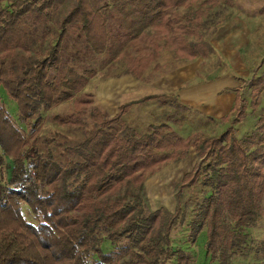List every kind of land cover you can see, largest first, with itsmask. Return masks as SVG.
<instances>
[{"label":"trees","instance_id":"obj_1","mask_svg":"<svg viewBox=\"0 0 264 264\" xmlns=\"http://www.w3.org/2000/svg\"><path fill=\"white\" fill-rule=\"evenodd\" d=\"M58 1L0 0V89L16 103L17 121L26 129L15 123L0 98V264H192L191 255L173 247L170 239L174 227L185 223L190 245L205 235L210 262L232 264V257L245 253L247 230L263 213L264 116L254 130L236 137L233 125L245 116L242 87L223 91L236 93V98L230 113L217 121L229 122L217 136L194 134L184 139L165 123L151 124L148 132L139 133L122 121L129 106L162 102V95L122 105L114 117L99 108L86 113L92 97L80 92L95 75L88 62L111 58L116 43L134 46L139 35L113 31L108 5L95 10L91 0H74L59 23L56 42L36 54V24L51 18ZM193 1L151 0L150 6L140 8L142 16L136 21L128 18L134 29L142 28L147 18L160 31L148 35L147 56L126 57L125 75L139 80L146 68L157 67L161 36L165 47L182 60L213 53L200 37L190 40L203 23L194 28L196 17L182 21L175 13ZM148 10L151 15L146 17ZM259 13L264 14V5ZM68 27L78 35L75 44L80 43L70 54L65 52L70 44L64 41ZM263 67L264 58L249 80L237 79L249 84L252 111L264 94V69L257 75ZM69 100L74 112L50 120L78 128L82 139L68 145L59 160L38 146L42 113ZM178 104L187 108L179 100ZM190 149L196 162L175 188V210L151 211L142 195L146 179L185 159ZM6 159L10 165L4 184ZM197 187L206 195L186 217L183 194ZM105 241L115 246L112 252L102 251Z\"/></svg>","mask_w":264,"mask_h":264},{"label":"rangeland","instance_id":"obj_2","mask_svg":"<svg viewBox=\"0 0 264 264\" xmlns=\"http://www.w3.org/2000/svg\"><path fill=\"white\" fill-rule=\"evenodd\" d=\"M150 1L91 0V5L95 10L104 5L109 6L113 14V18L109 19L113 31L119 29L120 32L128 33L130 36H136L137 34L139 36L135 45L129 47H123L124 41H126L123 36L122 39L124 40H121L124 43L115 44L111 58L102 56L88 62L87 68L93 69L95 75L88 80L80 92L81 95L92 97V104L86 110V113L99 108L106 111L110 117H114L120 106L149 96L148 87L150 84L159 81L161 77L164 78L168 74H173L175 78L182 76L184 79V89L182 91L225 78L228 81L242 85L240 95L245 116L239 123L233 125L236 137L241 139L254 130L259 117L264 116V94L259 99L258 108L252 111L249 84L244 86L237 79L249 80L264 58V14L259 13L264 5V0H195L188 7L176 9L175 13L182 21H185L184 18L186 17H193V19L196 17L197 24L193 25L194 28L200 25L201 22L203 23L200 30H197L195 37H191L190 40L195 42L200 37L201 41L199 42L211 45L214 49L213 53L207 58L198 57L193 60H182L177 53L174 54V51L167 48V46L165 47V40H162L161 36L159 43L162 47L158 52L157 67L149 66L142 73L141 79L137 80L124 74L125 59L127 56H147L148 35L153 36L160 30L157 32L158 26L148 24L147 18L142 28L138 26V29H134V24L128 18L136 21V17L142 16L140 8L144 7L143 5L150 6ZM73 3L74 0H59L51 10V18L49 20L41 18L36 24L37 32L33 47L36 54L44 53L47 51L49 43L53 45L56 42L61 31L58 27L59 23L74 6ZM7 5L3 3L1 6L6 8ZM149 15H151L150 10L145 16L148 17ZM44 26H47L49 32L44 33ZM67 29L64 41L70 46L67 47L65 52L70 54L73 48H80L78 47L80 43L75 44V38L78 35L71 31V27ZM238 43L241 49H238ZM263 69L264 67L259 70L257 75L261 74ZM156 95H162V102L150 101L139 105H131L122 117V121L139 133L148 132V127L151 124L165 123L184 139L194 134L205 137L217 136L229 124V122L218 123L217 121L221 117L204 114L199 109L188 106L182 108L174 95L163 96L161 93ZM0 98L11 118L17 124L18 111L16 103L7 97L3 89L2 91L0 89ZM73 112V102L69 100L42 113L43 124L38 146L40 149L47 148L51 150L59 160H62L61 154L68 145L75 144L82 139L81 130L76 127L57 125L50 118L54 115H70ZM231 117L233 119L234 114ZM211 119L216 120V122ZM84 120L87 121V116L84 117ZM18 125L22 130H26L24 125L19 123ZM6 162L4 163L5 171L2 176L4 184L9 177L7 165H10V163L8 159H6ZM195 162V153L190 149L185 159L167 165L146 179L142 195L151 211L165 208L172 213L175 210V188L184 175L192 170ZM205 195V192L199 187L183 194L182 203H185L188 207L186 217L191 216L195 204L200 202ZM23 211L26 218L33 222L29 211L26 208ZM247 234L249 238L245 253L232 257L231 263L264 264V204L262 217L254 228L247 230ZM170 239L173 247L181 248L191 255L192 264H213L205 252L206 236L200 234L196 243L190 245L186 223L184 225L177 224L170 235ZM122 243L118 244L121 245ZM101 248L104 253H110L115 246L105 241Z\"/></svg>","mask_w":264,"mask_h":264},{"label":"crops","instance_id":"obj_3","mask_svg":"<svg viewBox=\"0 0 264 264\" xmlns=\"http://www.w3.org/2000/svg\"><path fill=\"white\" fill-rule=\"evenodd\" d=\"M238 45V49H241L239 43ZM173 76V74H168V76L161 77L159 81L157 80L150 84L148 95H156L158 93L163 95L175 94L181 104L199 109L202 113L214 117L227 115L234 106L236 93H223V91L228 88L235 89L242 86L241 84L221 78L218 81L182 91L184 89V79L181 75L176 78Z\"/></svg>","mask_w":264,"mask_h":264}]
</instances>
